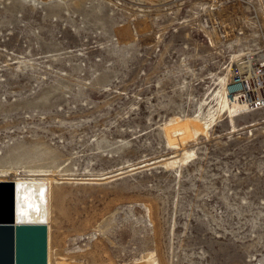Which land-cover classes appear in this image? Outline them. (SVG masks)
Instances as JSON below:
<instances>
[{
	"label": "rangeland",
	"instance_id": "374dc122",
	"mask_svg": "<svg viewBox=\"0 0 264 264\" xmlns=\"http://www.w3.org/2000/svg\"><path fill=\"white\" fill-rule=\"evenodd\" d=\"M263 32L258 0H0V168L55 174L50 264H264Z\"/></svg>",
	"mask_w": 264,
	"mask_h": 264
},
{
	"label": "bare ground",
	"instance_id": "6f19581e",
	"mask_svg": "<svg viewBox=\"0 0 264 264\" xmlns=\"http://www.w3.org/2000/svg\"><path fill=\"white\" fill-rule=\"evenodd\" d=\"M237 64V63H236ZM241 65V64H239ZM261 64L260 66H263ZM220 78V77H219ZM225 82V80H222ZM221 102L220 104L226 106L227 108L231 107H240L246 105L244 102L239 100L228 101L225 96L224 89L221 91ZM247 106V105H246ZM233 108V109H234ZM243 108V107H242ZM231 112V111H230ZM196 120L195 118H191ZM174 124L170 125L166 129L168 136H171L173 133H182L187 134L188 132H197L200 130L198 125H189L188 121H179L178 118L174 119ZM185 139V136L182 140ZM15 158V156H14ZM17 172L15 168H0V180H9L6 177L8 172ZM39 169H29V172L26 174H31V177L28 179H17L13 180L15 183V222L18 223H29V224H43L46 227V253H45V264H50L49 260V226L47 222V211H46V197L49 190L51 181L55 182V174H51L49 177H42V173H37ZM31 172V173H30ZM12 174V173H10ZM33 175V176H32ZM39 175V176H34ZM53 175V176H52ZM11 176V175H10ZM44 179V180H43ZM38 244V240H35V245ZM57 264H70L65 261L58 262ZM139 264H157L156 259L153 258L150 254L147 255L146 260Z\"/></svg>",
	"mask_w": 264,
	"mask_h": 264
},
{
	"label": "water",
	"instance_id": "95a60500",
	"mask_svg": "<svg viewBox=\"0 0 264 264\" xmlns=\"http://www.w3.org/2000/svg\"><path fill=\"white\" fill-rule=\"evenodd\" d=\"M45 253V225L15 222V183L0 180V264H45Z\"/></svg>",
	"mask_w": 264,
	"mask_h": 264
},
{
	"label": "built area",
	"instance_id": "2783aa9c",
	"mask_svg": "<svg viewBox=\"0 0 264 264\" xmlns=\"http://www.w3.org/2000/svg\"><path fill=\"white\" fill-rule=\"evenodd\" d=\"M259 1V3H260V7H261V9H262V11H263V17H264V0H258ZM263 42H264V32H263ZM264 50V49H263ZM262 58H264V53H263V55H262ZM261 67V66H260ZM254 102H256V101H254Z\"/></svg>",
	"mask_w": 264,
	"mask_h": 264
}]
</instances>
